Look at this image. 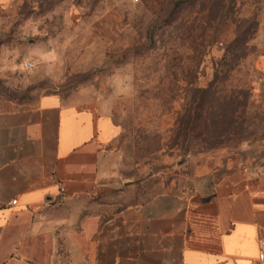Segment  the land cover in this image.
Instances as JSON below:
<instances>
[{
  "label": "rangeland",
  "instance_id": "1",
  "mask_svg": "<svg viewBox=\"0 0 264 264\" xmlns=\"http://www.w3.org/2000/svg\"><path fill=\"white\" fill-rule=\"evenodd\" d=\"M48 94L121 128L128 204L264 165V0H0V110Z\"/></svg>",
  "mask_w": 264,
  "mask_h": 264
},
{
  "label": "crops",
  "instance_id": "2",
  "mask_svg": "<svg viewBox=\"0 0 264 264\" xmlns=\"http://www.w3.org/2000/svg\"><path fill=\"white\" fill-rule=\"evenodd\" d=\"M121 133L58 95L0 110V264H264V165L128 204Z\"/></svg>",
  "mask_w": 264,
  "mask_h": 264
},
{
  "label": "built area",
  "instance_id": "3",
  "mask_svg": "<svg viewBox=\"0 0 264 264\" xmlns=\"http://www.w3.org/2000/svg\"><path fill=\"white\" fill-rule=\"evenodd\" d=\"M31 67H32V64H31V63H26V64L24 65V69H25V70H28V69H30ZM12 204L15 205V204H16V201L12 202ZM259 259H260V261L264 260V255L261 254Z\"/></svg>",
  "mask_w": 264,
  "mask_h": 264
},
{
  "label": "trees",
  "instance_id": "4",
  "mask_svg": "<svg viewBox=\"0 0 264 264\" xmlns=\"http://www.w3.org/2000/svg\"><path fill=\"white\" fill-rule=\"evenodd\" d=\"M181 4H182V2L179 3V5H181Z\"/></svg>",
  "mask_w": 264,
  "mask_h": 264
}]
</instances>
